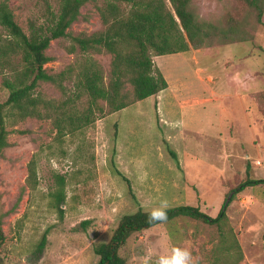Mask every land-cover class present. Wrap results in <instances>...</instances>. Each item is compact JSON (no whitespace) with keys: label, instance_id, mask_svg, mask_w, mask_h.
<instances>
[{"label":"rangeland","instance_id":"374dc122","mask_svg":"<svg viewBox=\"0 0 264 264\" xmlns=\"http://www.w3.org/2000/svg\"><path fill=\"white\" fill-rule=\"evenodd\" d=\"M45 1L11 0L16 21L26 33L31 20L45 23ZM50 3L57 12V4ZM103 3H88L71 34L90 36L105 30L99 12ZM193 8L201 21L221 30L241 23L250 40L225 45L218 39L214 48L158 57L156 62L166 77L186 84L187 96L217 92L206 94L215 99L205 106L209 110L227 104L225 87L237 70L250 67L264 74V17L263 24L258 23L256 12L241 0H194ZM73 43L71 38L52 42L45 67L49 74L59 75L70 67L77 72L85 55L79 49L69 53L67 48ZM89 55L101 63L108 77L112 56ZM210 75L216 77L215 84L209 82ZM74 80L73 75L64 80L67 94L75 91ZM38 91L53 99L63 97L60 88L48 82L41 83ZM8 97L0 74V102ZM142 106L143 113L136 103L100 117L93 127L63 144L55 141L51 120L27 119L9 125L10 147L0 158V214L7 213L3 220L6 242L1 248L5 264H98L95 246L111 240L124 216L152 210L166 200L168 208L190 205L217 217L233 189L248 180H264V167L254 165L264 160V133L258 130L262 140L251 143L239 135L238 144H232L230 136L238 132L236 126L228 124L225 113L217 112L213 126L201 127L207 136H192L178 126L181 138L172 142L168 123L151 101ZM224 148L237 152L224 155L219 162L218 152ZM247 150L251 156L246 157ZM198 152L201 157L192 165L178 155L187 154L186 158ZM36 155L38 185L31 190L29 164ZM60 177L66 183L63 219L54 194ZM227 213L229 219L222 228L178 219L136 233L121 255L127 264H158L161 256L179 247L191 252L193 264H264V184L246 188ZM84 222L90 223L84 226ZM47 231L46 247L41 250Z\"/></svg>","mask_w":264,"mask_h":264},{"label":"trees","instance_id":"16d2710c","mask_svg":"<svg viewBox=\"0 0 264 264\" xmlns=\"http://www.w3.org/2000/svg\"><path fill=\"white\" fill-rule=\"evenodd\" d=\"M52 1L58 6L57 12L52 10L50 0H46L45 23L38 25L31 20L26 33L16 21L11 0H0V74L9 92L8 99L0 102V158L10 147V124L27 119L51 120L56 130L55 141L63 144L67 138L93 127L100 117L113 115L168 89V81L154 57L214 48L218 39L225 45L250 41L248 34L241 30V23L221 30L201 21L193 10L194 0H103L99 12L105 30L90 36H74L71 29L84 17L82 9L98 0ZM241 1L249 4L256 12L257 22L263 24L264 0ZM229 35L234 38L228 39ZM62 38H71L74 42L67 48L69 53L75 54L79 49L85 56L76 73L70 67L66 72L52 75L45 68L50 61L47 51L53 41ZM93 53L112 56L108 77L101 63L89 55ZM72 75L75 91L67 94L63 82L72 79ZM43 82L59 87L63 97L53 99L39 92ZM257 98L264 118V92ZM37 164L36 155L29 164L27 184L31 190L38 185ZM60 180L54 194L63 219L66 183L64 178ZM260 184L264 180H248L233 189L217 217L190 205L168 208L165 222L150 223L151 210L140 209L128 214L121 219L108 243L95 246L98 264H127L121 249L134 234L178 219L222 228L228 222L227 210L235 198L246 188ZM6 215L0 214V264H5L1 248L6 242L3 229ZM48 233L42 238L41 250L46 247Z\"/></svg>","mask_w":264,"mask_h":264},{"label":"crops","instance_id":"0c3cea01","mask_svg":"<svg viewBox=\"0 0 264 264\" xmlns=\"http://www.w3.org/2000/svg\"><path fill=\"white\" fill-rule=\"evenodd\" d=\"M195 51L199 52L200 50ZM182 54L184 53L175 55ZM154 58L156 66L165 76L164 71H162L156 62L158 57ZM165 78L169 84L168 89L144 101H151L157 114H161L165 118V122H167L169 125V130L173 134L171 137H169V141L176 142L181 138L177 132L178 126H184L183 129H187L192 136H207L205 129H201V127L207 125L208 127L213 126V116L214 114H217V112H220V114L225 113L229 118L228 124L230 126H236L238 132L230 136V143L238 144L239 135L248 143H251L254 141V139L262 140V135L260 133H264L262 126L264 123V118L262 117L259 110L260 103L257 96L258 94L264 92V75L256 73V71L250 67L243 70H237L235 77L230 78V80H228L227 87H225V101H227V104L217 107L211 106L212 109L209 110H206L205 106L211 105L215 101L214 97H207L206 94L209 92H204L203 94L199 93L198 95L194 96H187L185 94V83H181L180 81L173 83L168 77L165 76ZM208 80L211 84H215L216 77L210 75ZM209 94L215 95L217 92L211 90ZM144 101L138 102V107H142V113L144 112L142 106ZM201 107L203 108L200 109ZM201 114H203V122L202 119H200ZM208 115L211 116L208 117ZM221 128L223 130L222 126ZM222 141H224L225 145H227L228 140H226V138L223 137ZM189 143L193 144L194 142L189 141ZM186 148L187 150L190 149L189 147ZM236 152L237 151L235 149H233V151H229L228 148H224L221 154L218 152L217 157L219 162H222V157L224 155L230 156L234 155ZM178 155L179 158L180 156H183L184 162L190 163L191 165L194 160H197L199 157H201L200 152H198V154L191 153L186 158L185 155L187 154L183 153L182 155L178 153ZM235 156L238 157L237 155ZM247 156H251V153H248V150L246 153V157Z\"/></svg>","mask_w":264,"mask_h":264},{"label":"clouds","instance_id":"9594fccd","mask_svg":"<svg viewBox=\"0 0 264 264\" xmlns=\"http://www.w3.org/2000/svg\"><path fill=\"white\" fill-rule=\"evenodd\" d=\"M168 202L161 201L158 207L153 208L149 212V222H165L168 219L167 214ZM158 264H193L191 252L184 248L174 247L171 250V255L161 256Z\"/></svg>","mask_w":264,"mask_h":264},{"label":"built area","instance_id":"2783aa9c","mask_svg":"<svg viewBox=\"0 0 264 264\" xmlns=\"http://www.w3.org/2000/svg\"><path fill=\"white\" fill-rule=\"evenodd\" d=\"M254 165L256 167H264V160H262V159L257 160V161H255Z\"/></svg>","mask_w":264,"mask_h":264}]
</instances>
